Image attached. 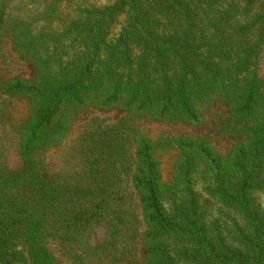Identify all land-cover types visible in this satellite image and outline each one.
<instances>
[{
    "label": "trees",
    "instance_id": "trees-1",
    "mask_svg": "<svg viewBox=\"0 0 264 264\" xmlns=\"http://www.w3.org/2000/svg\"><path fill=\"white\" fill-rule=\"evenodd\" d=\"M0 264H264V0H0Z\"/></svg>",
    "mask_w": 264,
    "mask_h": 264
},
{
    "label": "rangeland",
    "instance_id": "rangeland-1",
    "mask_svg": "<svg viewBox=\"0 0 264 264\" xmlns=\"http://www.w3.org/2000/svg\"><path fill=\"white\" fill-rule=\"evenodd\" d=\"M8 59L9 62L5 65L8 76L15 74L31 76L33 74V68L31 65L19 62L11 56H9ZM17 108L21 111L24 109L20 103L17 105ZM94 114L101 118L114 120L119 117L122 112L118 110H110L96 111ZM221 114H224V109L219 104H214L205 112V121L202 125H178L177 127H166L165 130L179 131L190 136H204L213 144V146H215L220 151L225 152L233 144L234 140L231 137H224L220 134L217 116H220ZM176 154L177 153L175 151H169L162 154L160 157L162 176L165 180H169L171 178L173 162L176 158ZM17 158L18 156L16 151L13 150L10 154V162L16 165L18 162Z\"/></svg>",
    "mask_w": 264,
    "mask_h": 264
}]
</instances>
